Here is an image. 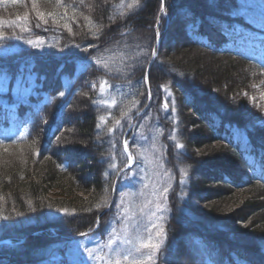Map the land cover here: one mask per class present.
I'll return each instance as SVG.
<instances>
[{"label":"trees","instance_id":"16d2710c","mask_svg":"<svg viewBox=\"0 0 264 264\" xmlns=\"http://www.w3.org/2000/svg\"><path fill=\"white\" fill-rule=\"evenodd\" d=\"M162 3L37 0L35 10L32 0L0 3V79L7 81L0 88V239L24 238L0 245V264H38L55 251L66 260L67 236L95 226L127 162L128 120L148 102L144 78L157 32L151 99L136 116L129 144L136 162L142 143L149 162L169 177L165 235L150 264H264V218L250 222L264 212V64L235 36L238 28L242 35L263 29L248 19L241 0H165L156 28ZM204 65L211 80L198 75ZM103 81L127 88L112 108L90 85ZM167 94L176 121L165 111ZM78 102L86 108L79 121L71 114ZM4 103L15 105V117L5 114ZM235 130L247 136L246 148L233 138ZM134 167L119 176L93 238L105 240L117 223ZM202 192L204 201L220 206H198Z\"/></svg>","mask_w":264,"mask_h":264},{"label":"rangeland","instance_id":"374dc122","mask_svg":"<svg viewBox=\"0 0 264 264\" xmlns=\"http://www.w3.org/2000/svg\"><path fill=\"white\" fill-rule=\"evenodd\" d=\"M241 1L243 9L246 11L247 15L257 24V26L264 29V4L260 3L259 0ZM254 36L255 38H251L250 35L246 33L245 36L241 35L240 38L242 40L244 39L249 47L252 48V46H256L259 49V53H264V48L262 47V45H264V33H255ZM261 38L263 40H261ZM205 63L206 60L203 64ZM205 65L202 66L205 71L198 73V75L201 79L211 80L213 75H208L209 70L206 69L207 65ZM231 76L236 77V73L232 71ZM226 77H228L226 74H221L220 76L221 79H225ZM225 80L228 82L227 79ZM0 85H3L2 81H0ZM126 91L127 88L125 86L102 83L100 86L102 103L107 107H112ZM262 95H264V92H262ZM166 96L165 104L167 103L168 107L165 111L169 117L176 121V118H174L176 116L174 100L169 94ZM5 107L12 106L6 105ZM71 111L72 116L75 115L76 120L79 121L81 113L86 111V108L82 103L80 104V102H78L77 104H74ZM131 119L132 117L128 121L131 122ZM257 124H259V122ZM133 128L134 125L131 127L126 137L130 134V131H132ZM196 130L192 129L189 132L191 136L195 137V135H197L194 132ZM192 133L194 134L192 135ZM174 140H176V138H174ZM241 144L242 147L248 146L246 136L245 142L241 141ZM208 147L211 148V146ZM138 155L139 160L137 164L135 161L133 162L135 167L130 173V178L126 182L124 189L121 191L120 205L116 212V219L118 220L116 221L117 223H112L110 225V234L108 238L105 240H95L91 237L81 236L73 238L70 242L69 249L67 250L68 262L57 263L56 261L60 260V255L58 254L57 256L58 251H55V256L47 260L45 264H108L109 261H112L114 264L116 259L120 260V264H130L133 259H144L150 251V249L147 248H140L141 241L146 242L149 237H151L153 243H160L163 241V236L158 235V232L160 229H163L166 198V194H164L163 190L168 188L169 177L161 168V164L158 162H149L146 156L147 154L141 147V143ZM155 158L157 159V156H155ZM51 194L52 195H49L50 198L57 196L52 192ZM204 197L205 193L202 192L199 201H195V203H198V206L205 202L204 205L206 206L209 204L220 206L215 202L204 201ZM225 208L222 209L225 210ZM104 213L105 212H103V214ZM263 218L264 212H259L253 214L250 222L253 224L261 221ZM21 219L23 220V217H21ZM153 225H157V227L154 228ZM109 241H111V244H109ZM85 248L93 250L98 258H89L88 253L85 252ZM138 248L140 251H137ZM125 256L128 257L127 260L124 259Z\"/></svg>","mask_w":264,"mask_h":264},{"label":"snow or ice","instance_id":"6c2138e0","mask_svg":"<svg viewBox=\"0 0 264 264\" xmlns=\"http://www.w3.org/2000/svg\"><path fill=\"white\" fill-rule=\"evenodd\" d=\"M7 2H8V0H0V3H7ZM19 2H20V0H11V3H13V4H16V3H19ZM60 2H61V0H57L58 4ZM81 2H83V0H81ZM136 2L138 3L139 0H136ZM36 3H37V0H32V7H33L34 10L36 9ZM128 7L131 8L132 5L129 4ZM161 11H164L163 3H162V6H161ZM36 15H37V17L40 20H44V22L47 23V21L45 20V13L44 12L36 10ZM47 15L52 16L53 14L52 13H48ZM17 19H20V17H17ZM23 19L27 20V14H25ZM12 23H15V21H13ZM2 24H3V21H0V26H2ZM65 27H68V26L65 25ZM25 30H27V29H24V28L21 29V31H25ZM69 31H71L70 28H69ZM157 35H159V33H157ZM4 38L5 37L2 35V33H0V39H4ZM26 43H28L30 45H33L34 47H39V41L28 40V41H26ZM76 47L79 48L80 46L76 45ZM82 51L87 52L88 49L84 48V49H82ZM152 55H156L155 50H153ZM96 63L99 64L100 61L97 60ZM144 79H145V81H147V76H145ZM64 95H65V93L63 91L59 92V96L60 97H63ZM148 99L149 100L151 99V90H150V88L148 89ZM53 100H55V96L53 97ZM164 107H165V109H167V107H168L167 103L164 105ZM100 119L103 120L104 117H101ZM45 123H47V121H45ZM116 123H117V125H119L120 121L117 120ZM109 131H112V129H109ZM177 147L182 148L183 145H179L178 144ZM128 149H129V142L127 140H124V142H123V150H124V152L128 153V161H132L133 157H132V154L128 151ZM126 166L130 167V165H126ZM168 191H169L168 188H165L163 190L164 194H167ZM61 211H64L65 213H67L66 209H61ZM153 227L155 228V227H157V225H153ZM80 235L81 236H86L87 233H80ZM158 235H160V236H164L165 235V233L163 232V229H160V231L158 232ZM161 243H162V241L160 243H153L152 240H151V237H149V239L146 242L145 241H141L140 248H147V249H150V251L148 252L147 256L144 257V259H140V260L133 259L130 262V264H150V262L154 260L155 253L160 249ZM109 244H111V241H109ZM137 251H140V249L138 248ZM85 252L88 253L89 258H91V259H97L98 258L93 250L85 248ZM124 259L127 260L128 257L125 256ZM108 264H113V262L109 261ZM114 264H120V260L116 259Z\"/></svg>","mask_w":264,"mask_h":264},{"label":"water","instance_id":"95a60500","mask_svg":"<svg viewBox=\"0 0 264 264\" xmlns=\"http://www.w3.org/2000/svg\"><path fill=\"white\" fill-rule=\"evenodd\" d=\"M162 13H163V11H160V13H159V15H158V20L160 19ZM153 58H154V55H153V57L151 58V60H150V62H149V65L147 66V69H146V76H147V73H148V70H149V67H150V64H151ZM113 196H114V191H113ZM112 199H113V197H112ZM102 212H104V210L101 211V213H102ZM101 213H100V214H101Z\"/></svg>","mask_w":264,"mask_h":264},{"label":"bare ground","instance_id":"6f19581e","mask_svg":"<svg viewBox=\"0 0 264 264\" xmlns=\"http://www.w3.org/2000/svg\"><path fill=\"white\" fill-rule=\"evenodd\" d=\"M162 18V17H161ZM148 66V65H147ZM53 92L55 93L56 92V89L54 88L53 89ZM149 104V103H148ZM71 118L69 116L66 117V121L70 120ZM0 135H3L2 132L0 133ZM142 144V143H141Z\"/></svg>","mask_w":264,"mask_h":264}]
</instances>
